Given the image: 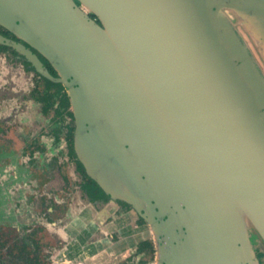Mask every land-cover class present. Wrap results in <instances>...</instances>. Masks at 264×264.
Listing matches in <instances>:
<instances>
[{"label":"water","instance_id":"water-1","mask_svg":"<svg viewBox=\"0 0 264 264\" xmlns=\"http://www.w3.org/2000/svg\"><path fill=\"white\" fill-rule=\"evenodd\" d=\"M80 1L99 22L74 0H0V24L57 76L0 43L64 84L87 173L165 230L158 264H259L264 75L219 2Z\"/></svg>","mask_w":264,"mask_h":264},{"label":"rangeland","instance_id":"rangeland-1","mask_svg":"<svg viewBox=\"0 0 264 264\" xmlns=\"http://www.w3.org/2000/svg\"><path fill=\"white\" fill-rule=\"evenodd\" d=\"M242 32L264 69V58L255 51L250 35ZM21 68L8 65L0 57V264L29 263L17 249L16 254L10 253L15 234L28 241L33 236L39 246L40 264H50L49 259L60 244L56 237L59 227L47 221L44 206L41 207L43 200L39 198H47L48 188L54 192L72 180L68 178L66 182L62 178L68 177V162L51 166L39 156L44 150L47 156L51 155L61 142H51L47 147L41 142L42 136L53 137L49 130L51 117L36 109L37 104L32 101L33 74L22 72ZM38 86L43 87L41 83ZM29 145L36 150L33 162L28 159ZM55 214L58 213H52L51 219ZM257 257L259 264H264V248L258 247Z\"/></svg>","mask_w":264,"mask_h":264},{"label":"flooded vegetation","instance_id":"flooded-vegetation-1","mask_svg":"<svg viewBox=\"0 0 264 264\" xmlns=\"http://www.w3.org/2000/svg\"><path fill=\"white\" fill-rule=\"evenodd\" d=\"M92 19L99 22L98 16L90 10L88 7L83 5L80 0H74ZM219 2V8L224 13L230 24L232 25L234 31L239 36L241 42L246 47L247 51L251 54L254 62L257 64L259 69L264 73V69L258 63V59L256 58L254 52L249 47L247 40L243 35V30L245 33L250 35L252 43L254 44L255 51H258L260 57L264 58V0H216ZM234 12L237 16L233 17V14L230 12ZM239 25L242 27L240 28ZM0 34L8 38L13 42H19L25 45L29 50H31L38 60L42 63V65L48 70L50 74L53 76H57V70L55 69L53 63L47 59L38 49L32 46L25 39L21 38L19 35L14 33L13 31L7 29L3 25L0 24ZM4 44V43H1ZM9 46L6 49L0 50V57L8 62V65L12 67L20 66L22 72H29L33 75L30 77L33 78V102L36 103V109L43 115H50L51 124L49 126L50 132L53 134V137H41V142L44 143V146H51L52 143H59V148L54 149V152L51 155L47 156V152L44 150L43 152H39V156L42 157L44 164H54L61 165L65 161L68 162L69 174L62 175L63 180L67 182L68 178H71V183L60 186L57 190L52 192L51 189L48 188L47 198L40 197V201L43 200V205L45 214L47 215V221L55 225V227H63L67 223H69L73 218H75L83 209L86 207H92L96 209L98 212L103 210L104 207L108 206L109 208H113L112 212L108 214V216L103 220V224H108L111 220L115 219L121 214L126 212H131L136 216V221H138L145 229L147 230V235L140 243V248H142L140 252V257L138 258L137 264H158L161 257V243L159 241V232L163 235V239H166L165 230L159 229L156 227L154 222H149L145 219L144 216L136 213L135 210H132V206L129 202L119 199L112 198L108 195L106 199H103L104 195L100 197V187H103L98 183L96 179V183L89 178L84 170L78 166L77 160L80 159L77 154H73L70 152L68 148V123L71 122L73 128L71 129L72 136V146L74 147V135H75V120H74V112L71 107L70 98L68 96L66 87L61 81H55L50 79L49 77L43 75L41 72L37 71L35 66L24 56L22 53L18 52L13 46L5 44ZM14 50V52L12 51ZM39 72L41 75H39ZM46 77L54 82L61 83L60 94H57L56 87L52 88V93L55 94L51 99V101H47L45 103L42 100H38V92H42L45 90L47 85L46 80L42 77ZM38 83L42 84V89H39ZM65 93V94H64ZM67 96L68 104L65 103ZM64 97V98H63ZM51 102V103H50ZM43 105H47V109H43ZM71 112V115L69 114ZM51 113V114H50ZM36 146V145H35ZM39 146V144H38ZM28 146L27 154L29 161L33 162L35 160L36 150L35 147ZM47 156V157H46ZM87 173V171H86ZM88 174V173H87ZM71 185V186H69ZM91 186L92 190L97 193L95 196H89L88 187ZM67 188V189H66ZM104 193L107 192L103 189ZM53 198V199H52ZM49 201V203H48ZM145 204H143L144 206ZM36 210V208H35ZM146 210V209H145ZM52 213L55 214V218L51 219ZM159 222V220H158ZM248 235L251 243L253 244V249L257 253L258 250V240L259 238L255 234L253 230H248ZM114 237V236H112ZM22 238L15 234L14 239ZM34 239H30V242ZM27 240V239H26ZM50 264H51V258Z\"/></svg>","mask_w":264,"mask_h":264},{"label":"crops","instance_id":"crops-1","mask_svg":"<svg viewBox=\"0 0 264 264\" xmlns=\"http://www.w3.org/2000/svg\"><path fill=\"white\" fill-rule=\"evenodd\" d=\"M112 210L86 207L59 227L60 244L51 255V264H137L147 230L131 212L104 225L102 221Z\"/></svg>","mask_w":264,"mask_h":264},{"label":"trees","instance_id":"trees-1","mask_svg":"<svg viewBox=\"0 0 264 264\" xmlns=\"http://www.w3.org/2000/svg\"><path fill=\"white\" fill-rule=\"evenodd\" d=\"M8 47L9 46L0 43V50L6 49ZM12 51L14 52V50H12ZM37 73L39 75H41L39 72H37ZM42 77L46 80L47 85H46L44 91L38 92L37 99L42 100L45 103H47V101H51L50 98H52L56 94V93L55 94L52 93V88L56 87L57 88L56 89L57 94L58 93L60 94L61 92H60L59 88H61L62 86H61V83H59V82H54V81H52V80H50L44 76H42ZM64 94H63V96H64ZM65 99H66L65 103L68 104L67 96L65 97ZM47 107H48L47 105H43V109H47ZM69 114L71 115V112H69ZM73 125H74V123H73ZM73 125L71 122L68 123L67 141H68V148H69L70 152L73 154H77L75 151V148L72 146L71 129L73 128ZM77 164L79 167H81L84 170L85 174L89 178H91L94 183H96L95 180L89 174L86 173L85 166L80 159L77 160ZM86 187H88L89 196L97 195V193L92 190L91 186L87 185ZM102 194L104 195L103 199H106V197H108V194H105L103 189H101V187H100V194H99V195H101L100 197H102ZM14 242H15L14 245L11 246L9 249L10 253L16 254L14 251H16V249H17L18 252L21 254V257L23 256L24 259L29 262L28 264H40L41 263V260L39 258V246H38V243L35 241V239H32V241L30 242V241L26 240L25 238H16Z\"/></svg>","mask_w":264,"mask_h":264}]
</instances>
